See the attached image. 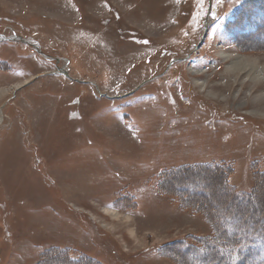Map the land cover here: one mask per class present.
<instances>
[{"label":"rangeland","instance_id":"rangeland-1","mask_svg":"<svg viewBox=\"0 0 264 264\" xmlns=\"http://www.w3.org/2000/svg\"><path fill=\"white\" fill-rule=\"evenodd\" d=\"M263 4L0 0V264H264Z\"/></svg>","mask_w":264,"mask_h":264},{"label":"bare ground","instance_id":"bare-ground-1","mask_svg":"<svg viewBox=\"0 0 264 264\" xmlns=\"http://www.w3.org/2000/svg\"><path fill=\"white\" fill-rule=\"evenodd\" d=\"M223 61L228 62L225 68V73L229 75L235 82L239 78L248 79L250 82L259 84V82L264 80V62H260L259 59H253L240 55H232L229 53L220 54ZM264 60V58H263ZM195 76L198 75V72H192ZM193 75V76H194ZM194 86L200 88V91L206 90L207 83L206 81H199L196 78H193ZM20 84H15V87H18ZM7 88L0 89V98L6 93ZM207 94H212L211 91L207 90ZM215 96V94H214ZM257 96V95H256ZM256 99H264L263 95H259ZM256 113H261L256 111ZM104 214L109 217L116 219L119 217V213L113 209L103 208ZM126 219V218H125ZM130 221V220H129Z\"/></svg>","mask_w":264,"mask_h":264},{"label":"trees","instance_id":"trees-1","mask_svg":"<svg viewBox=\"0 0 264 264\" xmlns=\"http://www.w3.org/2000/svg\"><path fill=\"white\" fill-rule=\"evenodd\" d=\"M263 5H262V7H264ZM258 42H260V41H258ZM263 42H264V40L261 43H263ZM195 170H197V169H195ZM176 190L178 193H181V191L179 189H176ZM257 210H258L257 207H253L252 213L253 214L256 213ZM222 227H223V225H222ZM224 231L227 232L226 226H224ZM233 232H234V229H233ZM234 241L237 243L236 248L239 249L240 254H244L247 249H252L256 245H259V248L261 250H264V222L261 224L254 223L253 229L251 231L238 233V237ZM248 245L250 246L249 248L246 247ZM58 255L61 256L63 258V260H61V262L59 261L60 263H57V264L64 263V261L66 264H89V263L90 264H92V263L96 264L92 260H87V259L72 260V259H69V257H67L68 260L66 262L65 255H61V253Z\"/></svg>","mask_w":264,"mask_h":264}]
</instances>
